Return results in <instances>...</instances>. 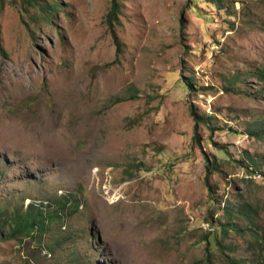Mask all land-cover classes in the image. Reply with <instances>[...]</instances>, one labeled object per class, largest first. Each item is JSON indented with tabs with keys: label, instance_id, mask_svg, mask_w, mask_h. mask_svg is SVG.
<instances>
[{
	"label": "rangeland",
	"instance_id": "obj_1",
	"mask_svg": "<svg viewBox=\"0 0 264 264\" xmlns=\"http://www.w3.org/2000/svg\"><path fill=\"white\" fill-rule=\"evenodd\" d=\"M117 3L0 0V264H259L264 0Z\"/></svg>",
	"mask_w": 264,
	"mask_h": 264
},
{
	"label": "trees",
	"instance_id": "obj_2",
	"mask_svg": "<svg viewBox=\"0 0 264 264\" xmlns=\"http://www.w3.org/2000/svg\"><path fill=\"white\" fill-rule=\"evenodd\" d=\"M119 5L117 3V0H112V6H111V10H110V18L113 19H117L118 15H119ZM117 44L119 45V42L116 39ZM259 78L261 80L264 81V72H259ZM185 84L187 85V87L191 90V91H196L197 87L196 84L190 79V80H186ZM203 90L207 91V88H202ZM227 92H232L234 93V91L232 89H227ZM192 115L193 118L195 119V141L199 142V146L202 148L201 142H200V134H199V126L201 124V120L199 118H197V116L195 115V112L192 111ZM258 134V133H257ZM256 134V135H257ZM261 133H259V135H257L258 137H261L260 135ZM205 155V160H206V179L207 181H209V178L214 174V172L217 170V167L215 165V163L210 161L209 156L204 152ZM254 167L250 166L247 168V171L250 174H254L255 172H257L258 170H256V168L258 167L255 163ZM260 173V172H259ZM261 175V173H260ZM252 179V178H250ZM252 206L251 205H247V206H243L240 208V212H245L246 210L251 209ZM226 211L227 210H223ZM42 216H44V210H37L35 209L34 205H31L30 208L25 212V214L17 215V218L15 219V226L13 227V232L14 235H21V234H26V235H32L33 231L35 230H43L46 226H45V220L44 218H41ZM53 215L49 214L48 219L52 218ZM14 221V220H13ZM231 227H233V225H223L224 230H229ZM256 234V239H257V247L259 248V264H264V229L261 230L260 233H255ZM206 264H210L209 262H207Z\"/></svg>",
	"mask_w": 264,
	"mask_h": 264
}]
</instances>
